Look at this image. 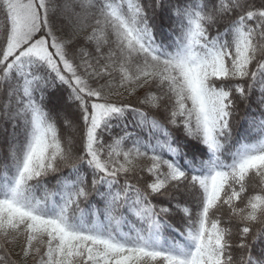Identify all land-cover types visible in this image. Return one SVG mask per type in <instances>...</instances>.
Segmentation results:
<instances>
[{
  "label": "snow or ice",
  "instance_id": "snow-or-ice-1",
  "mask_svg": "<svg viewBox=\"0 0 264 264\" xmlns=\"http://www.w3.org/2000/svg\"><path fill=\"white\" fill-rule=\"evenodd\" d=\"M0 264H264V0H0Z\"/></svg>",
  "mask_w": 264,
  "mask_h": 264
},
{
  "label": "trees",
  "instance_id": "trees-1",
  "mask_svg": "<svg viewBox=\"0 0 264 264\" xmlns=\"http://www.w3.org/2000/svg\"><path fill=\"white\" fill-rule=\"evenodd\" d=\"M140 95H142L143 93L141 92V93H139ZM134 99V98H133ZM146 111H150V113L151 114H154V115H157V117L158 118H160V113H155V112H151V110H149V109H145ZM242 116H243V114H244V109H243V106H242ZM247 126V124H246V121L244 120V119H241L240 120V123H239V125H238V131H240V130H242L244 127H246ZM169 130L170 131H173L176 135H178V136H180L181 138H183V134H182V132H180V131H177V130H175V129H172L171 128V126H169ZM70 134V133H69ZM190 143H195L194 141H190ZM65 171H67V170H65ZM252 183H258V179L257 178H253V180H252ZM55 184V180L54 179H52V182L49 184V187L51 188L53 185ZM42 194V190L41 191H38L37 192V195H41ZM83 207H86L87 205H82ZM226 211V210H225Z\"/></svg>",
  "mask_w": 264,
  "mask_h": 264
}]
</instances>
